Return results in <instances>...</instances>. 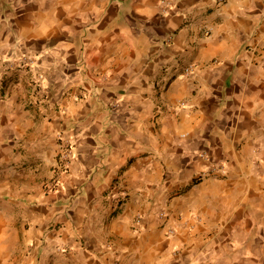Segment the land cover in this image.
Instances as JSON below:
<instances>
[{
    "label": "crops",
    "instance_id": "1",
    "mask_svg": "<svg viewBox=\"0 0 264 264\" xmlns=\"http://www.w3.org/2000/svg\"><path fill=\"white\" fill-rule=\"evenodd\" d=\"M0 264H264V0H0Z\"/></svg>",
    "mask_w": 264,
    "mask_h": 264
},
{
    "label": "built area",
    "instance_id": "2",
    "mask_svg": "<svg viewBox=\"0 0 264 264\" xmlns=\"http://www.w3.org/2000/svg\"><path fill=\"white\" fill-rule=\"evenodd\" d=\"M164 1V0H162ZM223 1V0H219ZM191 66L185 67V71H190ZM64 144H61V158L58 159L56 167L52 170V175L49 179H47L44 184L43 188L47 192L54 191L59 184L60 178L63 173L67 171L68 168V160L69 158L67 155L69 154L68 151L70 150V143L68 141L62 142ZM161 215L165 216L166 213L164 211L160 212Z\"/></svg>",
    "mask_w": 264,
    "mask_h": 264
}]
</instances>
